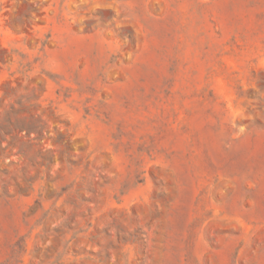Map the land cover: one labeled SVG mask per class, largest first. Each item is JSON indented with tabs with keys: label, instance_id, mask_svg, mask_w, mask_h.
I'll return each instance as SVG.
<instances>
[{
	"label": "rangeland",
	"instance_id": "obj_1",
	"mask_svg": "<svg viewBox=\"0 0 264 264\" xmlns=\"http://www.w3.org/2000/svg\"><path fill=\"white\" fill-rule=\"evenodd\" d=\"M0 264H264V0H0Z\"/></svg>",
	"mask_w": 264,
	"mask_h": 264
}]
</instances>
